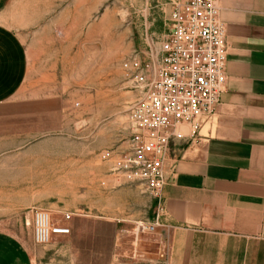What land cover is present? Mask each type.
<instances>
[{"label":"rangeland","instance_id":"374dc122","mask_svg":"<svg viewBox=\"0 0 264 264\" xmlns=\"http://www.w3.org/2000/svg\"><path fill=\"white\" fill-rule=\"evenodd\" d=\"M170 12L171 0H8L0 23L26 44L28 75L0 103V231L43 247L33 209L83 216L107 207L136 218L134 239L162 253L160 229L137 230L153 221V200L111 175L138 98L122 63L138 55L158 64Z\"/></svg>","mask_w":264,"mask_h":264},{"label":"crops","instance_id":"0c3cea01","mask_svg":"<svg viewBox=\"0 0 264 264\" xmlns=\"http://www.w3.org/2000/svg\"><path fill=\"white\" fill-rule=\"evenodd\" d=\"M219 10L226 84L195 136L184 128L185 139L170 147L162 253L134 239L136 218L99 207L69 221L54 212L70 235L43 247L0 231V264H264V0H220ZM27 75L26 44L0 23V103Z\"/></svg>","mask_w":264,"mask_h":264},{"label":"built area","instance_id":"2783aa9c","mask_svg":"<svg viewBox=\"0 0 264 264\" xmlns=\"http://www.w3.org/2000/svg\"><path fill=\"white\" fill-rule=\"evenodd\" d=\"M219 1L171 0L169 33L158 64L138 55L122 63L138 98L129 107L127 149L119 154L112 175L141 186L153 200V221L140 225L138 232L152 233L166 226L163 191L170 147L185 139L184 128L195 136L200 120L214 114L224 91L227 34L219 18ZM31 214L36 245L70 235V229L55 223L48 211L33 209ZM71 217L65 215L64 219Z\"/></svg>","mask_w":264,"mask_h":264}]
</instances>
